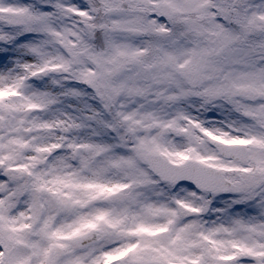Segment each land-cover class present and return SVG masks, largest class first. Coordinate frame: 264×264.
<instances>
[{"label": "snow or ice", "instance_id": "6c2138e0", "mask_svg": "<svg viewBox=\"0 0 264 264\" xmlns=\"http://www.w3.org/2000/svg\"><path fill=\"white\" fill-rule=\"evenodd\" d=\"M0 264H264V0H0Z\"/></svg>", "mask_w": 264, "mask_h": 264}]
</instances>
